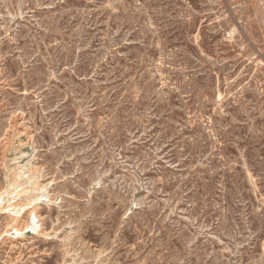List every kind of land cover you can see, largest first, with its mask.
<instances>
[{
    "label": "rangeland",
    "instance_id": "1",
    "mask_svg": "<svg viewBox=\"0 0 264 264\" xmlns=\"http://www.w3.org/2000/svg\"><path fill=\"white\" fill-rule=\"evenodd\" d=\"M263 20L0 0V264H264Z\"/></svg>",
    "mask_w": 264,
    "mask_h": 264
},
{
    "label": "bare ground",
    "instance_id": "2",
    "mask_svg": "<svg viewBox=\"0 0 264 264\" xmlns=\"http://www.w3.org/2000/svg\"><path fill=\"white\" fill-rule=\"evenodd\" d=\"M206 5V4H205ZM19 6V5H18ZM262 16V15H261ZM264 21V20H263ZM212 32V31H211ZM194 42V41H193ZM246 74V73H245ZM242 75V74H241ZM252 75V74H251ZM248 82V81H247ZM230 86V85H229ZM241 87V86H240ZM250 88H252V87H250ZM244 89V88H243ZM260 94V93H259ZM250 177V176H249ZM263 178V177H262ZM256 179V178H255ZM19 185V184H18ZM23 185V184H22ZM19 188V187H18ZM28 190V189H27ZM44 196V195H43ZM263 197V196H262ZM35 198H37V197H35ZM30 200V199H29ZM102 255V254H101ZM98 258V257H97ZM108 258V257H107ZM109 259V258H108ZM111 260V259H110ZM116 260V259H115Z\"/></svg>",
    "mask_w": 264,
    "mask_h": 264
}]
</instances>
